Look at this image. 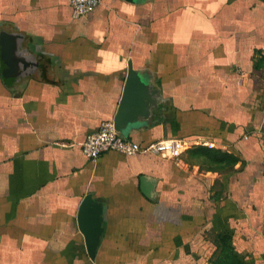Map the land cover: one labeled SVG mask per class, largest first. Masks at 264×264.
I'll use <instances>...</instances> for the list:
<instances>
[{
    "label": "crops",
    "instance_id": "1",
    "mask_svg": "<svg viewBox=\"0 0 264 264\" xmlns=\"http://www.w3.org/2000/svg\"><path fill=\"white\" fill-rule=\"evenodd\" d=\"M2 31L38 65L9 84L0 59V264H211L222 235L264 264V0H102L78 18L70 0H0ZM129 61L162 96L129 139H181L179 157L84 154Z\"/></svg>",
    "mask_w": 264,
    "mask_h": 264
},
{
    "label": "water",
    "instance_id": "2",
    "mask_svg": "<svg viewBox=\"0 0 264 264\" xmlns=\"http://www.w3.org/2000/svg\"><path fill=\"white\" fill-rule=\"evenodd\" d=\"M0 59L3 75L6 82L14 83L18 78L28 72L31 67L37 66L35 57L24 47L22 35L16 32L2 31L0 34ZM162 96L156 87L145 78L141 69L128 63L123 97L121 99L114 122L116 128L129 138L130 125L140 119H147L152 115L153 109L158 107ZM144 192L149 195L151 190L150 181L142 177ZM102 205L95 201L92 195H87L79 210V225L86 238L89 254L95 257L103 232Z\"/></svg>",
    "mask_w": 264,
    "mask_h": 264
},
{
    "label": "built area",
    "instance_id": "3",
    "mask_svg": "<svg viewBox=\"0 0 264 264\" xmlns=\"http://www.w3.org/2000/svg\"><path fill=\"white\" fill-rule=\"evenodd\" d=\"M73 15L81 17L99 6L102 0H70ZM187 149V144L178 138H163L141 145L126 138L115 125L114 120L104 121L90 133L82 143L84 154L91 160L98 159L104 152L115 150L127 155L149 153L168 158H177Z\"/></svg>",
    "mask_w": 264,
    "mask_h": 264
},
{
    "label": "trees",
    "instance_id": "4",
    "mask_svg": "<svg viewBox=\"0 0 264 264\" xmlns=\"http://www.w3.org/2000/svg\"><path fill=\"white\" fill-rule=\"evenodd\" d=\"M263 59L264 57L261 60ZM218 246L212 264H247L231 243L228 235L220 236Z\"/></svg>",
    "mask_w": 264,
    "mask_h": 264
},
{
    "label": "rangeland",
    "instance_id": "5",
    "mask_svg": "<svg viewBox=\"0 0 264 264\" xmlns=\"http://www.w3.org/2000/svg\"><path fill=\"white\" fill-rule=\"evenodd\" d=\"M262 62H263L262 65H264V59L262 60ZM228 157H232V156L229 155V154H227V153H225V152L215 151V161L218 162L219 164H220L221 162H225V161H227V158H228ZM215 165H216V164H215ZM215 256H216V255L214 254V255H213V258L211 259V264H212V262H213Z\"/></svg>",
    "mask_w": 264,
    "mask_h": 264
}]
</instances>
